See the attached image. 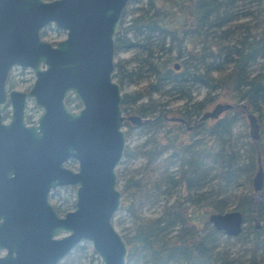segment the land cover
I'll list each match as a JSON object with an SVG mask.
<instances>
[{
  "label": "trees",
  "instance_id": "16d2710c",
  "mask_svg": "<svg viewBox=\"0 0 264 264\" xmlns=\"http://www.w3.org/2000/svg\"><path fill=\"white\" fill-rule=\"evenodd\" d=\"M248 1L264 8V0ZM244 5L243 0H127L122 8L113 55L118 51L129 55L113 61L112 77L119 84L150 77L144 89L122 93L120 100L125 114L145 118L140 147L150 144L137 149L144 157L137 169H116L119 209L132 222L121 234L126 264L229 263L222 248L229 238L236 242L243 236L224 235L207 215L230 204L228 189L241 174L251 183L257 153L262 187L255 201L252 192L233 195V208L241 212L243 222L264 217V65L258 61L264 57V24L232 22L236 9ZM247 13L252 11H243ZM200 87L205 91L197 99L193 94ZM151 93L182 100L176 114H168L166 102L151 98ZM219 93L235 106L211 121L197 120ZM143 96L146 99L138 102ZM66 102L70 103L68 98ZM246 111L255 115L258 137L254 143L244 127V140L238 145L232 130ZM135 152L124 148L122 156ZM143 207L156 210L145 216L140 214ZM261 229L250 232L249 264H264L262 256L255 260L257 246L264 244V225Z\"/></svg>",
  "mask_w": 264,
  "mask_h": 264
},
{
  "label": "water",
  "instance_id": "95a60500",
  "mask_svg": "<svg viewBox=\"0 0 264 264\" xmlns=\"http://www.w3.org/2000/svg\"><path fill=\"white\" fill-rule=\"evenodd\" d=\"M126 2L0 0V264H56L84 240L98 264H126V243L112 223L121 202L115 167L125 147L123 121L140 125L145 119L123 112L120 84L112 77L114 35ZM48 24L65 36L44 40L39 32ZM14 65L31 69L28 89L7 87ZM69 95L78 107L67 104ZM28 101L39 108L30 122ZM233 106L217 101L197 120L216 119ZM245 119L256 143L255 115L246 111ZM68 159L75 169L65 165ZM262 179L257 153L254 201ZM64 185L75 186L74 205L58 214L49 196ZM207 219L224 235L242 229L238 209L211 211Z\"/></svg>",
  "mask_w": 264,
  "mask_h": 264
},
{
  "label": "rangeland",
  "instance_id": "374dc122",
  "mask_svg": "<svg viewBox=\"0 0 264 264\" xmlns=\"http://www.w3.org/2000/svg\"><path fill=\"white\" fill-rule=\"evenodd\" d=\"M244 1V7H238L236 9V19H234L232 22H237V21H248V24L254 25L255 23H258L259 25L264 24V8L258 9L259 7L255 5V2L253 1H248V0H243ZM240 3V2H239ZM249 6L247 7V5ZM251 5V6H250ZM246 9H250L252 11V14L247 13L243 15V11ZM254 28V26L252 27ZM42 31V32H41ZM236 34L239 33L238 29L236 28L235 30ZM40 36L51 43H55L58 39H61L65 36V32L61 29H57L54 27L52 24H48L44 26L40 32ZM129 55L128 51H118L114 53L113 55V61H116L118 58L123 59ZM178 61V60H177ZM260 63L264 65V57L260 58L258 60ZM255 63V66H258V63ZM131 64L128 63L127 67H129ZM34 78V75L29 67H21L18 65H14L8 73L7 76V87H13L16 89H21V90H26L29 88L30 84L32 83ZM113 79L116 80L115 77ZM150 80V77L148 75H144L142 77L138 78H132V80L128 81L125 80L120 84V89L122 93H133L137 90L144 89ZM204 88L200 87L198 88L197 92H194L193 96L195 98H201V96L204 94ZM151 98L157 99L158 101L161 102H166V107L169 109L168 114H176V107H178L181 103L182 100L180 99H175L173 96H162L158 95L157 93H151L150 95ZM69 100V106L74 107L75 103H77V99L69 95L68 97ZM146 99V96H143L138 100V102L144 101ZM217 101H226V97L222 94H218L215 99L205 107V109L210 108L215 102ZM75 108V107H74ZM4 112L7 113L8 115V109L5 108ZM39 112V108L36 106H33L31 101L27 102V106L25 109V121L30 122L32 121L36 114ZM225 111H222L218 117H220ZM261 112L263 113V116L261 117V122L264 121V105L262 106ZM207 121H211L213 119H206ZM125 129V147L128 149H134L136 152L133 155H130L129 157L127 156H121L120 160L118 161L115 169L118 170H134L137 169L144 161V157L141 156V152H138L137 149H145L146 147L148 148L150 144H147L143 148H141V142L144 139V131L145 127L142 125H135L129 121H127L123 125ZM244 127L246 130H248V125L247 121L245 119V116L242 117V120L238 121L235 124V127L233 128V134L238 136V145H241V142H243L244 137L242 136V132L244 130ZM261 135V133H260ZM250 139V137H248ZM264 138V137H263ZM242 151V150H241ZM66 166L75 169L76 168V161L74 159L68 160L65 163ZM256 168V166H255ZM254 173V171H253ZM252 173V175H253ZM251 175V177H252ZM117 187L119 188L120 182L116 181ZM228 191L230 192L231 199L230 204L225 208V210L232 209L234 206V200L235 197L233 195L237 193H251L253 191L252 189V184L248 182L247 178L245 177L244 174H241L236 182L235 185L231 186ZM74 192H75V186L73 185H66L63 187H56L52 193L49 196V200L55 209V211L58 214H62L67 210H70L73 208L74 205ZM173 199V197L171 198ZM236 201V200H235ZM156 210L155 207H143L140 210L141 215L149 216L154 213ZM264 219L262 217L259 219L260 221ZM112 223L117 229V231L124 235L126 234L129 229L132 226V222L130 217L122 210L118 209L115 211L113 218H112ZM252 224L253 221H245L242 224V229L239 232L242 238L237 240L236 242H233L232 238L228 239V243L224 245V247H220L219 249H226L228 252V258L230 259V262L227 264H249L251 262V256L249 253H251L250 246H249V241L248 239L251 237L250 234V229H252ZM249 248V249H248ZM257 255L255 257V260H260V256L263 255L264 253V247L257 248ZM68 262L66 263V261ZM98 264V256L95 254L93 251L91 244L89 241H81L77 243L68 254H66L60 261H58L56 264Z\"/></svg>",
  "mask_w": 264,
  "mask_h": 264
},
{
  "label": "flooded vegetation",
  "instance_id": "af4514ba",
  "mask_svg": "<svg viewBox=\"0 0 264 264\" xmlns=\"http://www.w3.org/2000/svg\"><path fill=\"white\" fill-rule=\"evenodd\" d=\"M6 84H7V80H6ZM9 88H13V87H9ZM68 105H70V104H68ZM77 105H79L78 104V102H77ZM71 107V106H70ZM71 108H74V107H71ZM76 108V107H75ZM4 113V112H3ZM130 122V121H129ZM68 160H71V159H68ZM67 160V161H68ZM66 161V162H67ZM65 162V163H66ZM64 186H66V185H64ZM61 187H63V186H61ZM54 190V189H53ZM52 190V191H53ZM52 193V192H51ZM259 219H261V218H252V221H253V227H252V229H250V232H252V230L253 229H256V230H259V231H262L263 229H261V226H263L264 225V219H262L261 221H260V223L258 222L259 221ZM243 222V221H242ZM261 247H264V244H259L258 246H257V248H261ZM257 250V249H256ZM70 252V251H69ZM68 252V253H69ZM67 253V254H68ZM262 257H264V253H263V255H261Z\"/></svg>",
  "mask_w": 264,
  "mask_h": 264
}]
</instances>
